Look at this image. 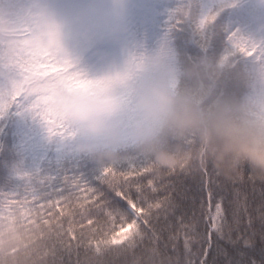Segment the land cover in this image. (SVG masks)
<instances>
[{
	"label": "trees",
	"instance_id": "16d2710c",
	"mask_svg": "<svg viewBox=\"0 0 264 264\" xmlns=\"http://www.w3.org/2000/svg\"><path fill=\"white\" fill-rule=\"evenodd\" d=\"M36 2L0 0V205L9 203L0 264H175L155 242L139 244L140 233L123 224L124 202L105 200L97 184L116 190L114 169L130 152L157 170L152 157L163 153L172 159L168 168L194 162L232 179L247 165L264 179L249 147L264 143V0H151L147 7L132 0L137 69L132 64L119 84L84 70L80 55H72L71 68L65 56L43 57L36 44L26 45ZM149 89L169 101L155 114L140 105ZM70 97L115 101L107 129L87 134L69 117ZM176 105L199 125L176 129L168 118ZM52 126L62 138L34 160L23 142ZM171 183L181 199L199 192L194 177Z\"/></svg>",
	"mask_w": 264,
	"mask_h": 264
},
{
	"label": "snow or ice",
	"instance_id": "6c2138e0",
	"mask_svg": "<svg viewBox=\"0 0 264 264\" xmlns=\"http://www.w3.org/2000/svg\"><path fill=\"white\" fill-rule=\"evenodd\" d=\"M114 171L121 177L116 190L100 183L96 188L105 200L124 202L123 224L140 233L139 244L155 242L175 264H264V179L247 165L225 179L210 165L199 169L194 162L157 170L148 157L130 152ZM188 177L199 182L191 201L170 191L171 181Z\"/></svg>",
	"mask_w": 264,
	"mask_h": 264
},
{
	"label": "rangeland",
	"instance_id": "374dc122",
	"mask_svg": "<svg viewBox=\"0 0 264 264\" xmlns=\"http://www.w3.org/2000/svg\"><path fill=\"white\" fill-rule=\"evenodd\" d=\"M131 1L40 0L36 2L38 17L33 20L35 34L33 37H26V45L36 47V44L43 57L52 54L51 56H60L61 60V56H65V63L71 68L75 65L71 60L73 53H94V60L82 61L80 66L84 69L91 67L94 72L104 77V81L118 80L119 84L132 64L137 69L132 56L136 39L131 40L126 32L127 26L137 22ZM148 2L151 0H139L146 7ZM108 9L110 15L105 13ZM66 47L68 50L64 51ZM68 54L69 58L66 56ZM53 138L58 140L60 135L52 127L45 129L41 135L31 131V136L23 142V147L30 153L43 155L49 152ZM18 172L20 175L24 174L22 170ZM7 206V203L0 205V224L1 214Z\"/></svg>",
	"mask_w": 264,
	"mask_h": 264
},
{
	"label": "clouds",
	"instance_id": "9594fccd",
	"mask_svg": "<svg viewBox=\"0 0 264 264\" xmlns=\"http://www.w3.org/2000/svg\"><path fill=\"white\" fill-rule=\"evenodd\" d=\"M168 104L167 98L156 89H149L140 100L141 107L149 114H155ZM65 108L69 117L81 123L87 134L98 135L107 129L106 117L115 110L116 104L111 98L106 97L91 99L70 97L65 102ZM168 118L180 131L192 130L200 123V118L182 105H176L168 112ZM249 147L255 148L251 158L259 167L264 168V143L250 144ZM152 159L161 169L168 168L172 163V159L163 153L154 154Z\"/></svg>",
	"mask_w": 264,
	"mask_h": 264
}]
</instances>
